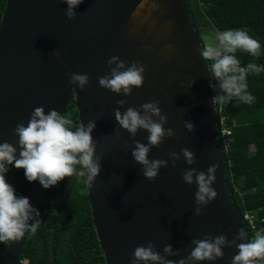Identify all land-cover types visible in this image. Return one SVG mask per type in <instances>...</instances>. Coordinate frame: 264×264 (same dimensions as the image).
Segmentation results:
<instances>
[{
	"label": "water",
	"instance_id": "water-1",
	"mask_svg": "<svg viewBox=\"0 0 264 264\" xmlns=\"http://www.w3.org/2000/svg\"><path fill=\"white\" fill-rule=\"evenodd\" d=\"M66 7L61 0L5 2L0 20V143L13 144L19 158L16 125L27 126L36 107H43L46 114L52 109L65 114L71 95L78 121H96L92 135L98 142L97 155L103 152L102 170L91 188L86 177L84 181L106 264H130L134 249L149 241L161 255L167 244L180 249V256L167 257L175 261L190 254L192 239H203L206 234H223L233 240L243 228L247 239L237 243L250 242L224 178L213 82L186 1L84 0L72 20L65 15ZM112 56L129 65L139 61L147 66L143 86L129 96L117 95L98 83L99 77L109 73L107 61ZM68 73L88 75L89 86L81 90L70 84ZM192 80L195 83L189 88ZM120 99L127 100L121 112L159 101L168 118L165 128L174 130V136L151 149L150 160H167L169 151L179 154L188 148L197 162L188 165L181 155L175 167L169 163L161 168L155 181L146 179L131 155L133 138L115 120ZM186 121L193 123V131L184 127ZM116 130L121 132L119 140ZM147 136L139 130L135 140L147 144ZM212 164L218 165L212 187L219 195L196 216L197 185L186 184L182 174L188 168L207 172ZM13 167L7 165L8 171ZM44 190L38 180L31 183L27 197L33 208ZM25 236L7 243L0 264H21ZM223 251V259L198 264H231L238 249L225 247Z\"/></svg>",
	"mask_w": 264,
	"mask_h": 264
},
{
	"label": "clouds",
	"instance_id": "clouds-1",
	"mask_svg": "<svg viewBox=\"0 0 264 264\" xmlns=\"http://www.w3.org/2000/svg\"><path fill=\"white\" fill-rule=\"evenodd\" d=\"M66 4L65 15L72 20L76 17L75 9L84 0H61ZM216 44L207 43L202 46L201 55L208 65L212 79L218 82L221 94L213 97L212 103L230 102L235 98L239 102L251 104L256 99L249 91L247 76L249 70L259 74L264 71L261 66L250 63L247 68L241 67V62L235 53L241 50L253 57L261 54L260 43L252 38L243 29L225 30L217 32ZM109 73L98 78L100 87L117 95L129 96L134 89L144 84L146 65L139 61L127 64L118 56H112L107 61ZM69 83L84 90L89 86V76L80 73H68ZM195 83L192 80L188 87ZM216 87V85H213ZM119 107L114 109L115 120L121 129L127 131L133 138L134 147L131 150L133 160L142 166V174L149 181H155L161 168H167L169 163L176 166L177 161L183 156L188 165L195 164L194 152L182 148L180 153L169 151V159H149L153 147H160L165 142V137L175 135L172 128H165L168 123L167 116L162 112L159 101L144 103L136 107H128L121 112L127 100L120 99L116 102ZM184 127L193 131V123L186 121ZM96 128V121L89 119L87 124L80 121L74 124L73 120L55 109L46 114L43 107L34 108L27 126L23 122L16 125L14 135L19 144V158L17 148L8 142L0 143V243L19 242L30 231L35 234L41 221L40 213L30 204L29 198L17 196L14 187L6 181L7 165L16 169H23L25 178L29 182L39 181L43 188L58 185L66 177L77 175L86 177V182L91 188L102 170L103 152L97 155L98 142L92 133ZM139 130L148 133V143L135 140ZM116 139H121V132L116 130ZM125 149L128 145L125 143ZM77 165L80 166L77 170ZM218 165L212 164L207 172L188 168L182 174V180L188 185H197L195 192L194 214H203V208L213 202L219 195L212 185L216 182ZM242 219V218H241ZM32 221V223H29ZM243 222V221H242ZM247 229V228H246ZM231 231V229H229ZM247 233L241 228L233 240H228L226 235L212 236L206 234L203 239H192L194 247L190 254L178 261L167 257L180 256V249H173L171 244L163 247V255L156 251L152 241L147 245H138L130 257V264H198L203 261H216L223 259L225 247L235 246L237 254L231 264H257L264 261V234L256 233L248 243L245 241Z\"/></svg>",
	"mask_w": 264,
	"mask_h": 264
},
{
	"label": "trees",
	"instance_id": "trees-1",
	"mask_svg": "<svg viewBox=\"0 0 264 264\" xmlns=\"http://www.w3.org/2000/svg\"><path fill=\"white\" fill-rule=\"evenodd\" d=\"M198 38L203 27L217 30L246 27L247 33L261 45L259 57L237 50L241 67L255 63L264 68V0H185ZM6 0H0V20ZM204 45V44H203ZM209 64L211 62H208ZM212 78V77H211ZM215 96L218 82L212 79ZM248 91L256 98L246 104L235 98L230 102L216 103V119L223 117L230 128L227 149L222 151L224 178L231 198L250 240L257 231L264 234V71L259 74L249 70ZM65 115L78 124L74 100L71 95ZM219 147L222 142L217 128ZM77 170L80 166L77 165ZM66 177L58 185L45 189L36 209L41 221L35 234L28 231L21 251V264H106L92 224L91 207L84 177ZM17 196L27 197L31 187L23 169L13 167L6 174ZM71 186L70 192L64 197ZM245 211L256 213L255 229L243 218ZM32 223V221H31ZM7 243H0V261ZM257 264H264L258 261Z\"/></svg>",
	"mask_w": 264,
	"mask_h": 264
},
{
	"label": "built area",
	"instance_id": "built-area-1",
	"mask_svg": "<svg viewBox=\"0 0 264 264\" xmlns=\"http://www.w3.org/2000/svg\"><path fill=\"white\" fill-rule=\"evenodd\" d=\"M218 93L219 95L221 94L220 89L218 88ZM219 127V133H220V137H221V142H222V151H226L227 149V139H228V135L230 134V128H228L225 125V121L223 117L219 118V123L217 121V128ZM219 141V140H218ZM243 218L247 221L248 225H250L251 229L254 230V221L256 219V213L253 211H245ZM255 234L258 233L257 231H254Z\"/></svg>",
	"mask_w": 264,
	"mask_h": 264
},
{
	"label": "rangeland",
	"instance_id": "rangeland-1",
	"mask_svg": "<svg viewBox=\"0 0 264 264\" xmlns=\"http://www.w3.org/2000/svg\"><path fill=\"white\" fill-rule=\"evenodd\" d=\"M236 29H243L246 32L248 31V29L246 27H241V28H236ZM226 30H230V29H226ZM231 30H234V29H231ZM222 31H225V30H217L213 27H203L200 31L202 43L203 44H207V43L216 44V43H218L215 40V36H216L217 32H222Z\"/></svg>",
	"mask_w": 264,
	"mask_h": 264
}]
</instances>
